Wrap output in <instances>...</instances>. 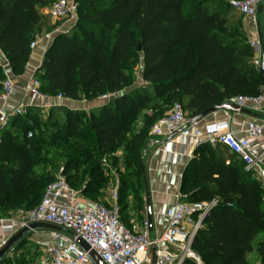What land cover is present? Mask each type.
<instances>
[{
	"label": "trees",
	"instance_id": "trees-1",
	"mask_svg": "<svg viewBox=\"0 0 264 264\" xmlns=\"http://www.w3.org/2000/svg\"><path fill=\"white\" fill-rule=\"evenodd\" d=\"M75 1L78 23L54 37L34 75L40 91L47 96L82 100L117 94L90 110L97 119L90 121L93 164L90 171L82 172V179L90 174V183L81 193L98 202L94 199L100 196L104 180L100 174L92 177L98 170L96 158L114 153L122 143L123 154H131V158L121 181L137 182L135 189L125 188L117 200L120 219L130 228L129 197L139 211L143 208L142 167L151 126L174 103H180L193 118L233 97L257 96L264 91L263 83L240 19L239 28L228 26L233 14L224 7L231 0ZM52 2L0 0V50L15 74L23 72L31 53L30 43L45 24L39 8L49 7ZM139 62L143 86L120 93L132 83L131 68ZM5 77L0 66V93ZM25 111L39 110L29 106ZM58 111H66L69 123L71 111L62 106L50 109V113ZM140 116L144 126L134 132L130 123ZM19 118L12 117L0 129V214L15 195L25 197L15 207H37L47 186L56 179L36 188L43 182L39 175L47 166L55 167L65 160L57 132L43 125L35 137L26 129L17 134L15 124ZM30 118L34 119L33 113ZM49 125L54 127L55 120ZM94 151L97 154L93 155ZM39 153H43L42 160L37 158ZM80 161L86 163L88 158L84 155ZM61 173L76 189L77 169L67 161ZM180 192L187 201L216 200L192 244L205 264H251L246 255L253 250L264 264V188L234 154L221 145L199 144L183 169ZM32 259L17 264H28Z\"/></svg>",
	"mask_w": 264,
	"mask_h": 264
},
{
	"label": "built area",
	"instance_id": "built-area-1",
	"mask_svg": "<svg viewBox=\"0 0 264 264\" xmlns=\"http://www.w3.org/2000/svg\"><path fill=\"white\" fill-rule=\"evenodd\" d=\"M231 7L253 28L258 27V0H231ZM48 16L53 20L65 19L77 11L75 0H53L49 5ZM254 51L258 45L255 36L248 38ZM35 42L30 43L34 48ZM254 65L258 62L254 60ZM14 81L6 75L0 93V129L12 117L21 116L27 106L38 105L47 98L64 99L62 95L47 96L40 91V82L34 74L24 83L23 91L28 102L12 103L15 92ZM117 94L102 95L110 100ZM237 108H254L264 112V91L257 96H236L227 101ZM51 104L41 107L49 108ZM180 103H174L168 112L150 128L153 137H169L178 134L188 140L195 138L198 144L221 145L234 154L249 171L264 173V148L256 152L249 140L264 136V120L251 119L245 123L243 138L228 129V122H211L204 125L192 123ZM31 133L27 134L30 137ZM192 156H190V159ZM62 172V171H61ZM51 182L42 196L39 205L27 210L16 218L0 219V247L23 227L30 223L42 222L57 229L49 231V240L42 247V257L38 264H96L77 243L82 238L101 259L102 264H150L152 248L155 249L154 264H205L201 256L192 248L195 236L201 227L204 216L215 206L212 199L203 204L188 202L186 195L178 192L175 201L164 211L166 223L163 230L151 236L147 224L142 229L134 225L126 227L119 215L118 193L110 190L109 204L105 205L84 199L80 190L73 188L60 174ZM165 246V247H162ZM12 251L8 253V258Z\"/></svg>",
	"mask_w": 264,
	"mask_h": 264
},
{
	"label": "crops",
	"instance_id": "crops-1",
	"mask_svg": "<svg viewBox=\"0 0 264 264\" xmlns=\"http://www.w3.org/2000/svg\"><path fill=\"white\" fill-rule=\"evenodd\" d=\"M260 6V10L257 12L258 27L253 28L247 22H245L241 16H239L243 30L247 36V40L250 36H255L258 39L257 48L253 51L254 60L258 62L256 69L258 70L262 55L264 54V0H258L257 10ZM47 7L39 8V14L44 19H50V23L54 20L48 16ZM44 25L41 31L36 36L34 48L31 49L30 56L26 62L24 70L21 74H15L9 64V60L0 50V66L2 67L5 75L10 77L15 83V92L10 98L12 103H19L20 101L28 102V97L23 91V86L27 78L34 74L43 62V57L46 49L52 43L54 37L59 33L66 32L67 28H54L50 31L45 32ZM264 77V72H263ZM141 79V71L138 76ZM143 82V81H142ZM264 88V85L262 86ZM108 100L102 99L101 96L93 99H82V100H71L64 98L58 100L57 98H47L41 100L38 105L32 106L37 108H43V104H51L53 106L69 107L71 109L80 110L93 109L103 106ZM29 107V106H27ZM46 109V108H44ZM242 111L234 113L227 111H216L202 121L200 125H204L211 122H228V129L232 131L237 138H243L244 126L248 120H264V112L254 108H239ZM250 146L256 152L263 150L264 148V136L259 138H253L249 140ZM198 140L195 138H189L188 140L181 138L178 134L169 137H153L148 135V140L145 146L143 166H144V177L147 180L148 192L150 197V206L152 211V228L150 231L151 236L158 235L164 228L166 218L164 216L165 209L172 205L175 201V195L180 192V184L182 178V172L185 165L190 160V156L193 155L195 148L198 146ZM255 178L260 182L264 188V173L253 171ZM84 197V196H83ZM84 199H86L84 197ZM88 200V199H86ZM143 208L139 211L138 224L134 222L133 217L130 214V223L133 224L137 229H142L146 223V203H145V188H143L142 196ZM0 219H2L0 217ZM50 229L41 228L31 231L26 237L35 242L40 251V255L32 259L30 264H38L42 257V247L49 240ZM0 229V237H1ZM165 247V246H162ZM152 252V251H151ZM248 259V253L246 255ZM251 263V262H250ZM252 264V263H251ZM259 264V263H256Z\"/></svg>",
	"mask_w": 264,
	"mask_h": 264
},
{
	"label": "rangeland",
	"instance_id": "rangeland-1",
	"mask_svg": "<svg viewBox=\"0 0 264 264\" xmlns=\"http://www.w3.org/2000/svg\"><path fill=\"white\" fill-rule=\"evenodd\" d=\"M225 4V10L231 11L233 14L231 15V20L228 26L239 28L240 24L238 18L240 15L230 7L229 2H226ZM77 18V11L65 19L54 20L53 23H50V19L48 20L42 18L45 23L43 30L47 32L54 28L59 29V27H65L67 28V31H69L78 23ZM131 69V74L133 75L132 83L128 87L123 89L120 93H129L132 89L143 86V82L140 80V78H138L141 71V63L139 62L138 64L132 66ZM35 108L39 110L37 113H34L33 111H25L24 114L20 116L18 122L15 124L16 133H22L26 129L30 130L33 134V137H35L41 126L44 125V127L49 129L50 131L57 132V137L62 140V144L66 152L65 160L59 162L55 167L47 166L44 170V173L39 175L42 178L43 182L37 184L36 188L41 185H47L53 178L57 177V175L61 171H63L64 165L68 161L70 162L71 166H74L75 169H77L78 172V175L76 177V183L78 186L75 185L76 189L80 191L83 190V186L90 183V174H86V176L82 179V172L90 171V166L93 164L90 161V147L93 143V137L90 132V121H95L97 119L90 113V109L80 110V107L77 109L65 107L71 111L70 114L72 116L71 120L68 123L66 120V111L50 113L51 108ZM32 113L34 114V119L30 118V115ZM52 120H55L56 122V125L54 127L49 125ZM30 126L32 127L30 128ZM143 126V118L141 116L137 120H133L130 123V127L134 132H136ZM122 148L123 145L122 143H120L119 146H117V148L115 149L114 153H102L96 158V163L94 165L98 166V170L92 177L95 178L97 174H100V178L104 180L100 190V196L97 199H94L98 202H105L109 204L110 190L116 189L117 193L119 195H122L125 188L131 186L134 187L132 189H135V186L137 185L136 179H127V181L125 180V182L121 181L126 162H128V160L131 158V154L129 156L123 154ZM92 154L95 155L97 153H95L94 151L92 152ZM84 155L86 159L88 158V161H86V163L80 161V158ZM42 156L43 153H39L37 157L38 160H42ZM24 200L25 197L22 195L11 196L0 216H6V218H16L17 216H19V214L33 209V206L26 207L24 204L22 207H15V204H17L18 202H23ZM128 200L130 202V214L133 217L134 222L138 224L139 209L132 201H130V197ZM210 200L212 199L193 198L188 200V202H199L205 204ZM33 203H37V199H34ZM39 255L40 251L38 245L35 242L30 241L26 237V239L21 243L19 247L12 250V256L4 264H17V262L23 263L22 260L29 259L30 257L35 258ZM248 259L252 264H260L256 250L248 253Z\"/></svg>",
	"mask_w": 264,
	"mask_h": 264
},
{
	"label": "water",
	"instance_id": "water-1",
	"mask_svg": "<svg viewBox=\"0 0 264 264\" xmlns=\"http://www.w3.org/2000/svg\"><path fill=\"white\" fill-rule=\"evenodd\" d=\"M260 10V6L258 7L257 12ZM137 50L140 52L141 51V43L140 41L138 42V48ZM263 72H264V54L262 55V60L261 64L258 68V74L260 75V78L262 80V83L264 85V77H263ZM216 111H227V112H240L242 111L241 109L231 105L228 102H223L218 105L211 106L207 108L206 110L200 112L199 114L195 115L191 121L192 123H199L202 121L204 118H206L208 115L216 112ZM142 170L144 172V166L142 167ZM62 177H64V174H60ZM143 183H144V188H145V203H146V224L148 227L149 231H152V211H151V206H150V197H149V192H148V185H147V180L145 177H143ZM41 228H46L50 230L57 229V227L47 224V223H42V222H34L30 223L28 226L23 227L20 229L18 232H16L13 236H11L7 242L0 247V262H2L5 258H7L8 253L12 251L23 239L26 238V236L33 230L36 229H41ZM76 243L88 253V255L92 258V260L96 264H102V261L100 257L89 248L88 244L80 237L76 238ZM155 262V249L152 248V258H151V263L154 264Z\"/></svg>",
	"mask_w": 264,
	"mask_h": 264
}]
</instances>
